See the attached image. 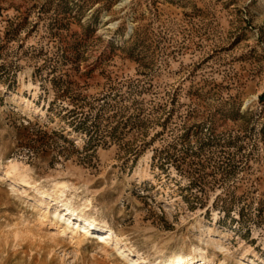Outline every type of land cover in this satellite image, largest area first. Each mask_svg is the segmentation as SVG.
<instances>
[{"label": "rangeland", "instance_id": "obj_1", "mask_svg": "<svg viewBox=\"0 0 264 264\" xmlns=\"http://www.w3.org/2000/svg\"><path fill=\"white\" fill-rule=\"evenodd\" d=\"M129 259L264 264V0H0V264Z\"/></svg>", "mask_w": 264, "mask_h": 264}, {"label": "bare ground", "instance_id": "obj_2", "mask_svg": "<svg viewBox=\"0 0 264 264\" xmlns=\"http://www.w3.org/2000/svg\"><path fill=\"white\" fill-rule=\"evenodd\" d=\"M64 206V205H63ZM55 217L60 218L69 227L71 237H76V232L80 228L83 232H94L96 237L101 240H106L111 237L113 229L108 227H98L93 221L88 220L84 216L77 214L69 206L65 205L63 211L59 214L55 213ZM66 229V228H65ZM122 253V251H120ZM125 255V254H124ZM129 264H140L139 260L129 259ZM179 264H189L187 261H181Z\"/></svg>", "mask_w": 264, "mask_h": 264}]
</instances>
